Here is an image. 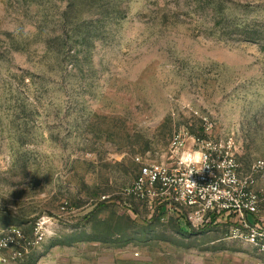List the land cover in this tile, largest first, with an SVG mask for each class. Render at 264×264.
Wrapping results in <instances>:
<instances>
[{
    "label": "rangeland",
    "instance_id": "obj_1",
    "mask_svg": "<svg viewBox=\"0 0 264 264\" xmlns=\"http://www.w3.org/2000/svg\"><path fill=\"white\" fill-rule=\"evenodd\" d=\"M177 133L264 161V0H0V233L45 229L6 264H254L125 192Z\"/></svg>",
    "mask_w": 264,
    "mask_h": 264
},
{
    "label": "built area",
    "instance_id": "obj_2",
    "mask_svg": "<svg viewBox=\"0 0 264 264\" xmlns=\"http://www.w3.org/2000/svg\"><path fill=\"white\" fill-rule=\"evenodd\" d=\"M194 148L185 149V138L177 133L171 145L176 161L142 164L134 183L125 192L132 197L158 201L165 212L175 214L194 229L224 218L229 222L226 238L249 245L264 264V161L243 173L235 156L221 143L196 138ZM168 210V211H167ZM43 221H37L32 237L13 227L0 233V264L24 260L45 236Z\"/></svg>",
    "mask_w": 264,
    "mask_h": 264
},
{
    "label": "crops",
    "instance_id": "obj_3",
    "mask_svg": "<svg viewBox=\"0 0 264 264\" xmlns=\"http://www.w3.org/2000/svg\"><path fill=\"white\" fill-rule=\"evenodd\" d=\"M226 220L224 218H220L218 220H216L212 225H215V227H219L222 222H225ZM240 241V240H239ZM245 247H247V249H249L250 253L247 252V254L252 257L254 259V264H258V256L253 252V250L251 249V247L243 242H241Z\"/></svg>",
    "mask_w": 264,
    "mask_h": 264
}]
</instances>
